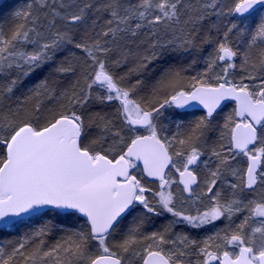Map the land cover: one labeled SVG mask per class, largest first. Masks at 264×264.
Listing matches in <instances>:
<instances>
[{"label":"snow or ice","instance_id":"1","mask_svg":"<svg viewBox=\"0 0 264 264\" xmlns=\"http://www.w3.org/2000/svg\"><path fill=\"white\" fill-rule=\"evenodd\" d=\"M0 264H264V0H0Z\"/></svg>","mask_w":264,"mask_h":264},{"label":"trees","instance_id":"2","mask_svg":"<svg viewBox=\"0 0 264 264\" xmlns=\"http://www.w3.org/2000/svg\"><path fill=\"white\" fill-rule=\"evenodd\" d=\"M206 50H207V46H205ZM207 51H205L204 53H202V55H206ZM178 62H187V56L185 55V57L182 59V61H178ZM197 68L202 69L203 68V64H199L197 65ZM193 74H195V72L193 71ZM12 238H16L15 236H13ZM54 238H58V236L54 237ZM53 238V239H54Z\"/></svg>","mask_w":264,"mask_h":264},{"label":"rangeland","instance_id":"3","mask_svg":"<svg viewBox=\"0 0 264 264\" xmlns=\"http://www.w3.org/2000/svg\"><path fill=\"white\" fill-rule=\"evenodd\" d=\"M227 111V110H226ZM224 114H226V113H224ZM223 115V114H222ZM173 130H174V126H173ZM161 222H164V218H160L158 221H157V225L156 226H159V224L161 223Z\"/></svg>","mask_w":264,"mask_h":264}]
</instances>
